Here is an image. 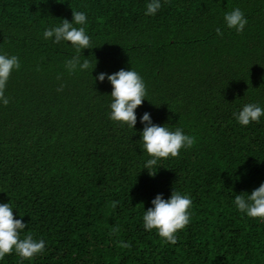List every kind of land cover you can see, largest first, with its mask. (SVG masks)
<instances>
[{
    "label": "trees",
    "instance_id": "trees-1",
    "mask_svg": "<svg viewBox=\"0 0 264 264\" xmlns=\"http://www.w3.org/2000/svg\"><path fill=\"white\" fill-rule=\"evenodd\" d=\"M149 2L0 0V54L21 65L0 102V203L27 225L21 238L46 242L32 260L13 252L0 264H264V220L234 204L264 182V116L247 126L233 116L264 108V0H161L145 15ZM236 8L247 20L239 33L224 23ZM72 10L87 17L93 48L81 61H96L92 72H69L75 48L43 38ZM121 69L147 89L133 129L109 118L112 86L96 79ZM145 112L194 145L145 169ZM172 190L192 200L175 245L143 226L155 196Z\"/></svg>",
    "mask_w": 264,
    "mask_h": 264
},
{
    "label": "clouds",
    "instance_id": "clouds-1",
    "mask_svg": "<svg viewBox=\"0 0 264 264\" xmlns=\"http://www.w3.org/2000/svg\"><path fill=\"white\" fill-rule=\"evenodd\" d=\"M161 7V0H150L146 5L145 15H155ZM86 22L87 17L84 12L72 10L71 22L61 19L60 25L45 29L43 32L45 40L51 39L53 43L70 42L75 48L76 55L65 63L69 72H75L77 69L80 71L91 69L92 72L95 67L96 61L94 66L87 58L81 61V51L93 48L91 38L83 27ZM224 23L229 29H235L239 33L244 29L247 20L244 13L236 8L224 15ZM216 33L222 35L221 29L217 28ZM20 67L19 57L0 54V102L5 106L9 103V99L5 96L7 82L13 70H19ZM105 78L112 86L109 118L120 126L127 125L133 129L137 122L135 110L142 105L147 95L143 78L138 72L131 69H121L110 75L100 73L96 77L101 82ZM63 87L62 84L57 91H62ZM233 116L242 126H247L252 122L259 123L260 118L264 116V108L254 103H248L238 113H233ZM140 122L144 125L140 140L143 149L151 157L146 161L145 169L156 166L160 159L178 157L181 149L191 148L195 143V138L184 134L180 128L172 131L165 125L152 123L150 114L147 112L140 117ZM148 174L154 176L156 171L148 172ZM117 203L112 202V206L116 207ZM151 204L152 207L144 210V229L146 231L156 230L159 237L165 242L175 245L178 239L177 233L190 223L191 198L187 194L172 190L170 198L164 199L162 194H158ZM234 204L241 213H245L249 218L264 220V182L250 194L247 192L236 194ZM26 227L27 225L21 219L15 218L10 203H0V260L13 252L22 260H32L45 251L46 242L43 239H34L30 233L21 238V232ZM113 231H118V228H114ZM120 246L130 247L126 242L121 243Z\"/></svg>",
    "mask_w": 264,
    "mask_h": 264
}]
</instances>
